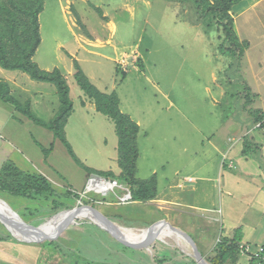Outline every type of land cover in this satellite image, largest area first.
Wrapping results in <instances>:
<instances>
[{
    "label": "rangeland",
    "instance_id": "obj_1",
    "mask_svg": "<svg viewBox=\"0 0 264 264\" xmlns=\"http://www.w3.org/2000/svg\"><path fill=\"white\" fill-rule=\"evenodd\" d=\"M213 26L199 20L193 2L46 0L40 15L42 43L34 62L44 71L59 69L67 73L77 71L74 62L78 60L81 69H85L86 76L89 75V80H93L91 82L100 91L116 83L118 90L115 93L119 99L120 95L123 98L126 113L131 111L132 117L142 123L137 139L140 153L138 179L146 180L157 174L160 181L172 182L176 171L195 176L193 170H197L202 162L196 160L193 166L190 159H194L196 153L202 155L209 141L221 139L227 131L226 123L234 115L237 117L233 122L237 119L245 125L241 141L245 136V142H250L257 134H264V128H260L264 116L257 111H264V88L261 90L263 96L253 104L250 102L255 96L249 95L244 100L247 101L245 108L238 101L240 98L234 96V90L239 91L240 79L244 78L243 73L240 77L244 66L239 68L236 60H244L248 44L240 43L236 35L239 49L234 58L231 44L224 36L220 37L222 30ZM114 30L116 34L112 35ZM85 42L93 45L85 46ZM107 58L123 60L121 66H129L127 64L135 61L134 67L140 69L141 60H145L146 65L141 72L123 71L121 67L116 70L112 62L107 63ZM252 58L263 60L264 64L261 52L257 51ZM99 60L104 62L103 65H97ZM212 73L219 77L220 84L225 80L231 83L232 88H227L230 91L224 100L212 85ZM12 74H21L31 80L21 72ZM258 74L264 79V72ZM69 82L74 113L66 121L63 139L22 113H17L18 119L11 120L13 107L0 100V152H4V157L13 156L18 166L37 170V173L46 172L54 181V186L48 181L38 185L39 191L23 196L24 199L0 193V199L11 207L28 230L42 227L52 217L68 210L88 208L101 212L102 208H110V202L117 201L111 193L104 196L87 190L89 178H105L103 171L110 177L116 176L119 148L116 125L106 115L97 110L93 112L91 106L85 108L86 101L94 104V100L79 88L75 78L69 77ZM30 84L24 86L31 92L48 91L43 97L37 95L42 107L39 109V103L32 109L31 105V111L49 124L61 105L58 90L49 83H44L45 87L41 85L43 82L30 81ZM37 112L41 114L37 116ZM251 153L256 158L262 156L257 150ZM218 164L219 160L215 159L214 165ZM233 165L231 162L230 166ZM153 171L156 173L152 174ZM226 171L240 172L222 168V174ZM259 179L256 177L253 182L257 183ZM220 189H223L220 183L216 189L208 188L212 198L207 200V205L219 211L211 216L215 220L212 221L214 226L223 227L221 222L225 223L228 217L232 223L239 221L245 225L256 216L258 221H264V211L251 207L243 218L236 214L235 220L231 210L234 205L230 202L233 199L226 195L225 189L224 193ZM74 221L89 220L77 218ZM57 236L45 242H22L20 236L0 221V264H62V258L66 256V264H85V258L70 252L68 243L59 242ZM111 247L130 253L119 243H111ZM184 250L186 252L187 248Z\"/></svg>",
    "mask_w": 264,
    "mask_h": 264
},
{
    "label": "crops",
    "instance_id": "obj_2",
    "mask_svg": "<svg viewBox=\"0 0 264 264\" xmlns=\"http://www.w3.org/2000/svg\"><path fill=\"white\" fill-rule=\"evenodd\" d=\"M232 16L234 18L235 33L238 36L240 43L248 44V48L245 49L244 60H236L239 68L244 66V72L242 70L240 71V77H242L243 73L244 78L239 81V91L233 89L235 92L234 96L240 98L238 101H240L243 108H245L244 104L247 101L244 100L246 98L251 95L255 96L256 98L252 99L250 102L253 104L263 96L261 90L264 88V79L258 74L259 72H264L263 60H255L252 57L257 51L261 52L264 56V0H241L233 7ZM105 25L107 26L108 24ZM114 26L117 25L114 24ZM115 30L117 31V27ZM115 30L112 35L116 34ZM101 44L104 45V43ZM92 45L93 44L91 43H86L85 46ZM85 51L88 52L89 50L85 49ZM114 54L117 55L116 50ZM106 61L107 63L108 61L112 62L115 65L116 70L121 67L123 71L134 70L141 72L146 65L145 60H141L142 62H140V64L142 67L140 69L134 67L135 61L127 64L129 66L131 65V68L129 66H121L123 65V60H119V58H107ZM96 63L97 65H103L104 62L99 60ZM230 68L231 65L229 66V69ZM83 70L85 69L83 68ZM12 72L19 71H7L0 67V80L10 85L11 91L16 98L19 100L23 99L25 102L31 101L32 109L36 108V104L40 103V97L38 96L43 97L48 91L38 89L31 92L28 89H25L26 87L24 85H26V83L27 85H32L30 84V81L34 80L29 76L28 77L31 80L24 75L12 74ZM226 72L227 70L224 73ZM75 74L76 72L71 70L67 73H63L67 84L70 87L71 95L72 86L69 82V77L75 78ZM211 78L212 85L219 93V96L223 98L222 100H224L230 91L229 89L232 88L230 81L225 80L226 82L224 81L220 84L219 77H217L215 73H212ZM242 82L244 83L243 89ZM41 85L45 87L44 85L46 84L43 83ZM116 90H118L116 83L110 84V87L101 89L103 93L107 94L114 93ZM56 93H58V91ZM119 100L122 113L129 116L132 121L139 126V131L141 132V121L135 120L132 117L131 111L130 114L126 113L121 95ZM213 102L216 103L215 100H213ZM89 106L92 107L93 112L96 111L95 104L86 101L85 108H88ZM41 107L42 105L40 103L39 109ZM257 111L260 112V115L263 114L262 116H264V111L262 109H258ZM17 113L19 112L13 107L11 120L18 119ZM56 113H58V110ZM38 114L41 113L37 112V116ZM72 115H70V118ZM236 117L237 116L234 115L226 123L225 130L227 131L221 139L217 142L209 141L208 147L203 150L202 155L196 153L194 159H190L191 162H193V166H195L196 160H201L202 162L197 170H193L195 176L194 174L187 175L180 171H176V178H174L172 182H168L167 179H165V182H162V180L160 181L157 177V174H155L156 171H153L152 174H155L154 177H157L156 199L150 201H132L128 204H119L117 201L110 202L109 209L102 208L101 212L96 210L128 240H134L145 229L156 226L157 228L155 227L154 231L151 232L142 242L133 246L125 245L116 240L109 232L92 224L90 221L71 222L57 234L58 236L56 235V239H58L59 242L64 241L68 243L66 245L71 248L70 252L82 255L86 260V262H84L85 264H198L194 257L192 246L188 240L173 232L168 227L162 226L163 223L187 233L194 241L198 251L205 261H207L206 257L214 254V250L219 240L225 238L232 239L235 232L241 230L242 241L239 245L237 264H252L251 260H258L257 256L260 250L264 249V221H262V219L261 222L258 221L256 216L245 225V223H239V221L232 223L229 221L228 217V220H225V223L222 220L221 224L223 227L219 228L217 225L214 226L215 224L212 221L215 220H212L211 217L215 216L219 211L214 210L213 208L210 209L207 205V200H209L210 197L212 198V195L208 190L209 186L216 189L217 184L220 183L221 186H223V189L227 191L226 195L233 199L230 202L234 205L231 210L234 214L235 220L236 214H241V218H243L244 214L249 211L247 210L249 207L254 209L260 208L259 212L264 211V134H257L256 137L250 139L249 145L245 144L246 136L242 141L240 139L241 135L244 134L243 130L245 125L237 119L233 122V118ZM260 128L264 127L260 126ZM256 150L262 153L261 158L252 156L253 154L251 152ZM2 154H4V152H0V175L7 166L11 165L21 173L23 172L32 176L43 177L54 186V181L46 174V172L39 171V173H37V170L18 166L13 161V156L10 157L8 154V156L4 157ZM226 155L229 156V159L226 158ZM116 159L118 162L119 151ZM215 159L219 160L220 165H214ZM231 162H234L232 168L230 167ZM222 168H226L230 171L240 170V172L232 173L226 171L222 174ZM116 170L118 171L116 176H114V180L119 181V178L123 175L119 163H117ZM103 173L107 172L103 171L102 174ZM256 177L260 179L259 181L257 180V183H254L253 181ZM136 179L140 180L137 175ZM124 186L131 191V186ZM223 189H220L221 193H224ZM0 193L9 195L4 189H0ZM118 193L120 192L118 191ZM18 198L24 199L23 197ZM136 206H138V209ZM120 210H123V212L121 213ZM210 210H212L213 213H210ZM215 234H218V236ZM106 240H109V242ZM22 242L25 241L22 240ZM111 243L121 244L129 250L130 253L125 252L124 249L120 248L113 249ZM185 248H187L188 252H185ZM72 256H74V254ZM66 257L62 258V264L68 262L65 260ZM206 263L209 264L208 262ZM254 264H260V261L258 260Z\"/></svg>",
    "mask_w": 264,
    "mask_h": 264
},
{
    "label": "trees",
    "instance_id": "obj_3",
    "mask_svg": "<svg viewBox=\"0 0 264 264\" xmlns=\"http://www.w3.org/2000/svg\"><path fill=\"white\" fill-rule=\"evenodd\" d=\"M174 1L193 2L199 20L207 23L209 27L215 25L217 30L221 29L220 37L224 36L225 41L231 44L232 56L234 58L237 56L239 47L232 10L241 0ZM45 3L46 0H0V67L7 71L24 73L37 82L53 84L58 90L60 98L59 111L49 124L43 122L31 111V101H20L12 93L10 85L1 80L0 100L15 107L19 113L30 116L37 123L54 131L58 138L63 139L66 121L73 112V102L69 97L70 87L59 69L52 72L44 71L34 62V57L42 43L40 15L44 11ZM74 64L77 70L74 77L78 86L94 100L96 110L106 115L116 125L119 138L118 163L123 171L120 181L131 186L133 201L156 199V178L136 179L139 158L137 146L139 126L129 116L122 113L119 106L120 100L115 92L111 94L101 92L89 80L77 60ZM263 125L264 123L261 127ZM245 144L249 145V142ZM103 174L107 179H115L108 173ZM44 182H47L45 178L21 173L11 165L7 166L0 175V189H4L13 197L29 196L33 191L38 192V185L45 184ZM18 183L20 187L26 186V188L19 189ZM241 241V230H237L232 239L219 240L214 254L206 257V262L209 264H237ZM257 261L251 260V263L254 264Z\"/></svg>",
    "mask_w": 264,
    "mask_h": 264
},
{
    "label": "water",
    "instance_id": "obj_4",
    "mask_svg": "<svg viewBox=\"0 0 264 264\" xmlns=\"http://www.w3.org/2000/svg\"><path fill=\"white\" fill-rule=\"evenodd\" d=\"M0 203L4 204L8 210L10 211V215H12L13 217H15L17 219V223L13 222L16 224L15 227H17L20 232L22 233V235L20 236L25 242L27 243H35V242H41V241H47L51 238H53L54 236H56L65 226H68L75 217V211H78V208L72 209V210H68L62 213L57 214V216L63 214V213H68V212H72L73 214L65 219L57 228L56 230L51 233V234H46L43 236H39V237H34V238H30L28 237V229H26V227L24 226V224H22V222L20 221V218L18 217V215L16 213H14V211L11 209V207L2 199H0ZM88 209V208H87ZM89 212H91V214L93 215V217L95 218L92 219V217L88 218V220L90 222H92V224H95L96 226H99L101 228H103L104 230H106L107 232H109L116 240H118L119 242L125 244V245H129V246H133L136 244H139L140 242H142L151 232L154 231L155 227H150L145 229L136 239L134 240H128L126 239L122 234H120L115 227H113L109 221L107 219H105L102 215H100L99 213H97L96 211L92 210V209H88ZM55 216V217H57ZM54 217V218H55ZM3 219H8L1 211H0V221L3 222ZM53 219V217H52ZM4 223V222H3ZM162 226L164 227H168L170 230H172L173 232L181 235L182 237H184L186 240H188V242L190 243V245L192 246V249L194 251V257L197 261L198 264H206L204 258L202 257V255L200 254V252L198 251L194 241L192 240V238L185 232H183L180 229H177L175 227H172L166 223H163ZM7 228L10 229L7 225ZM41 227L34 229V230H39ZM11 231V230H10ZM12 232V231H11Z\"/></svg>",
    "mask_w": 264,
    "mask_h": 264
},
{
    "label": "bare ground",
    "instance_id": "obj_5",
    "mask_svg": "<svg viewBox=\"0 0 264 264\" xmlns=\"http://www.w3.org/2000/svg\"><path fill=\"white\" fill-rule=\"evenodd\" d=\"M0 211L8 218L3 219L4 224L10 228L9 230H11L13 232V234L21 236L22 233L20 232V230L15 227L18 221L15 217H13L12 215H10V211L8 210V208L0 203ZM9 212V213H8ZM73 213L72 212H68V213H63L57 217H53V219L51 218L45 225H43L39 230H28V237L30 238H34V237H39V236H43L46 234H51L53 233L56 228L67 218H69ZM75 217L74 219L77 218H90L92 217V219L95 220V218L93 217V215L91 214V212L88 211V209L84 208H78V211H75ZM12 222V223H10ZM15 222V223H13ZM18 224V223H17ZM157 228V227H156ZM117 229V228H116ZM138 237V236H137ZM136 237V238H137ZM135 238V239H136Z\"/></svg>",
    "mask_w": 264,
    "mask_h": 264
},
{
    "label": "built area",
    "instance_id": "obj_6",
    "mask_svg": "<svg viewBox=\"0 0 264 264\" xmlns=\"http://www.w3.org/2000/svg\"><path fill=\"white\" fill-rule=\"evenodd\" d=\"M230 167L232 168L233 166ZM87 190L88 192H94L96 194H104V196H107L109 193H111L115 196L119 204H128L133 201L131 191L127 189L123 183L114 179L112 180L104 177H91L87 183ZM119 190H121L122 193H118ZM257 258L260 261V264L261 262L264 263V249L260 250Z\"/></svg>",
    "mask_w": 264,
    "mask_h": 264
}]
</instances>
